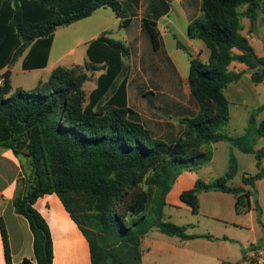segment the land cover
Here are the masks:
<instances>
[{
  "label": "trees",
  "instance_id": "1",
  "mask_svg": "<svg viewBox=\"0 0 264 264\" xmlns=\"http://www.w3.org/2000/svg\"><path fill=\"white\" fill-rule=\"evenodd\" d=\"M101 8H111L121 18V28L130 23L119 0H0V71L6 69L0 76V149H10L30 166L27 183L18 185L13 199L15 212L27 219L33 234L35 262L25 259L23 264H53L51 232L34 207L45 194H56L79 226L89 241L92 264H141V240L153 228L184 240L212 239L189 235L185 226L166 221L164 208L180 174L208 164L212 144L219 141L254 153L259 172L245 174L243 187L229 186L237 168L231 155L226 175L211 182L197 180L181 201L197 213L200 193H232L237 211L254 209L261 223L255 183L264 178V148L256 150L255 145L264 138V120H258L264 104L251 112L243 135L231 136L225 130L230 120L225 89L247 73L231 70L233 63L245 65L254 83L264 82V56H257L242 34V19L249 18L253 29L264 13V0H202L201 16L187 32L210 55L206 62L190 61L188 86L199 108L194 116L179 119L184 129L173 142L153 135L128 107L130 50L109 38V31L88 44L89 61L83 66H58L35 90H13L11 65L22 58L23 70L46 68L56 26H69ZM142 27L152 49L159 51L157 20L143 18ZM177 47L186 51L178 39ZM97 70H102L97 86L87 95V72ZM112 173L115 179H110ZM141 184L149 190L144 192ZM0 229L5 263L13 264L2 219Z\"/></svg>",
  "mask_w": 264,
  "mask_h": 264
},
{
  "label": "crops",
  "instance_id": "2",
  "mask_svg": "<svg viewBox=\"0 0 264 264\" xmlns=\"http://www.w3.org/2000/svg\"><path fill=\"white\" fill-rule=\"evenodd\" d=\"M119 1L127 10L126 18L130 19V23L117 37H114L113 30L108 29L109 26L100 29L93 38L84 43L86 50L88 44L105 31L110 32L109 38L121 41L129 47L131 63L138 66L139 69L135 73L128 74V107L134 111L135 118L153 135L167 142H173L181 136L184 129L179 119L194 116L199 108L188 86V70L191 61L189 56L206 62L210 55L206 45L200 40L191 39L187 32L188 25L201 16L202 0ZM106 9H98L83 20L100 16L103 14L102 10ZM143 18L157 20L162 39V47L159 51L155 52L151 47L150 40L142 27ZM116 20L121 22V18L117 15ZM180 30L181 43L186 47V51L177 47V39L179 40L177 35ZM170 34L176 42L177 49L181 51V55L179 54L177 57L181 58L185 75L183 72H179L178 62L167 51L166 37ZM250 37L247 36L248 40ZM55 39L56 32L49 62ZM75 48L77 47L67 51L66 57L73 56ZM62 61L63 57L59 55L55 60V65L62 66ZM87 61L89 60L86 52V59L76 66H83ZM12 69L13 67L10 70L12 71ZM230 69L235 72H249L245 65L239 63H233ZM5 71L6 69L1 70L0 76ZM89 72H87L88 75ZM96 72H99L98 80L102 70ZM243 77L239 82L233 83L225 89V95L230 102V120L225 126V130L231 136L243 135L251 112L260 107L252 108L247 104V101L241 102L237 106L235 100V114L232 112L230 97L237 99L241 95L250 94L249 89L242 85ZM169 80L173 82V85L169 84ZM179 86L181 87V98L178 97L177 92ZM163 107L165 109H161ZM243 107H250L247 108L244 118L241 111ZM158 110L163 111V114L169 117L165 120L162 119L159 117L161 113ZM263 112L261 111L258 116L259 121L264 120L260 117ZM170 115L173 117L170 118ZM261 148H264V138H259L255 145L256 150ZM212 150V160L208 164L200 166L196 170L184 171L177 178L166 198L164 219L166 218V221L173 219V216L168 212L170 206H175L187 214H197L204 218L203 224H194L193 220L177 224L185 226L189 235H210L213 238L197 237L184 240L177 236L165 235L158 228H153L141 240V264H221L223 262L255 264L248 256L250 248L264 252V178L255 183L256 197L262 209L261 223H259L258 214L254 209L244 213L237 211L236 197L232 193L222 191L200 193V209L197 213H193L181 201V194L194 188L197 180L211 182L226 175L229 172L231 155L236 158L237 168L228 182L229 186L243 187L245 174L255 175L259 172L254 153L242 152L226 141L212 144ZM262 166L264 168V159ZM26 174L25 161H21L10 149H0V219L4 221L8 233L13 264H23L25 259L35 262L33 234L29 223L25 217L15 212L13 206L19 182L26 178ZM34 207L49 226L53 240V264H92L89 241L72 220L56 194H45L39 197ZM0 264H6L1 229Z\"/></svg>",
  "mask_w": 264,
  "mask_h": 264
},
{
  "label": "rangeland",
  "instance_id": "3",
  "mask_svg": "<svg viewBox=\"0 0 264 264\" xmlns=\"http://www.w3.org/2000/svg\"><path fill=\"white\" fill-rule=\"evenodd\" d=\"M103 14L100 16H93L90 19L87 20H81L78 22H75L69 26L62 27L59 29H56V39L54 43V47L52 50L50 62L47 68L45 69H35V70H23L22 69V58H19L17 62L14 64L12 69V86L14 89L21 88L25 90H35L38 82L45 81L49 78L51 72L59 65H55V60L59 55L63 57V61L61 65L63 67H73L78 64H81L84 59H86V46L85 42H87L90 38H93V36L99 31L100 29L109 26L108 29H111L114 31V37L119 36V34H122L123 28L120 27V22L116 20V14L113 12L111 8H107L106 10H102ZM181 23V21H180ZM242 24L244 25V30L242 31V34L244 36H251L250 37V44L257 56H264V13H261L257 23L255 24V27L251 29V20L249 18H243ZM181 26V25H180ZM178 38L181 41V30L178 31ZM254 38V39H253ZM75 48V52L73 56L66 57L67 51H69L71 48ZM166 47L167 51L171 55V57L178 62V68L179 72H183L185 75V68L181 65V58L177 57L179 54L181 55V51L177 49L176 42L171 36V34L166 37ZM126 65H127V74L129 73H135L137 69H139L138 66H134L131 63V57L128 56L126 58ZM184 71H183V70ZM233 70V69H232ZM141 71V70H140ZM139 71V72H140ZM99 72L94 71L89 72L90 78L89 81H87L84 85V89L89 95L91 90L96 87L97 85V76ZM171 79V78H169ZM169 84L173 85V82L169 80ZM242 85L249 89L250 94L248 95H241L240 98L236 97H230L231 101V110L235 114V100L237 106L241 102L247 101V104H249L250 107L254 108L257 106H261L264 104V82L262 83H254L251 80V73L248 72L243 77ZM181 86V83H180ZM179 86L178 97L181 98V87ZM184 93V91H183ZM170 100V99H169ZM250 107H243L242 108V116L243 118L246 116V110ZM161 109H165L164 107ZM142 112V110H141ZM160 116L162 119H167L169 116H165L163 114V111L158 110ZM172 118L173 115H170ZM261 118L264 119V112L261 113ZM159 118V119H161ZM181 133V132H180ZM25 170L27 172L26 178L23 179L22 183L19 185H23L27 183V180L30 175V166L27 162H25ZM221 177V176H220ZM264 192V191H263ZM168 212L173 216V221L168 220L174 223H181L186 220H193L194 224H203L204 218L202 216H199L197 214H187L185 212H182L181 209H177L175 206H170L168 208ZM167 212V213H168ZM165 217V215H164ZM165 220H167L165 218ZM201 227H203L201 225Z\"/></svg>",
  "mask_w": 264,
  "mask_h": 264
},
{
  "label": "built area",
  "instance_id": "4",
  "mask_svg": "<svg viewBox=\"0 0 264 264\" xmlns=\"http://www.w3.org/2000/svg\"><path fill=\"white\" fill-rule=\"evenodd\" d=\"M2 84V79H0V85ZM248 256L251 262L255 264H264V252L258 251L255 248H250L248 251Z\"/></svg>",
  "mask_w": 264,
  "mask_h": 264
},
{
  "label": "clouds",
  "instance_id": "5",
  "mask_svg": "<svg viewBox=\"0 0 264 264\" xmlns=\"http://www.w3.org/2000/svg\"><path fill=\"white\" fill-rule=\"evenodd\" d=\"M152 174H153L152 171L149 170L148 175H152ZM110 179H115V173H112L111 174ZM145 179H147V176L145 177ZM140 186H141V188H142V190L144 192H147L149 190V188H148V186L146 184H141Z\"/></svg>",
  "mask_w": 264,
  "mask_h": 264
},
{
  "label": "water",
  "instance_id": "6",
  "mask_svg": "<svg viewBox=\"0 0 264 264\" xmlns=\"http://www.w3.org/2000/svg\"><path fill=\"white\" fill-rule=\"evenodd\" d=\"M63 26H61V25H58V26H56V29H59V28H62ZM189 58H190V60H192L193 59V56H189ZM13 67V65H11L10 66V69Z\"/></svg>",
  "mask_w": 264,
  "mask_h": 264
}]
</instances>
